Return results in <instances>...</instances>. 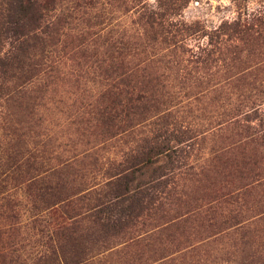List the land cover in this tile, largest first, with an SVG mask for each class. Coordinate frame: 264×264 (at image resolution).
<instances>
[{
    "label": "rangeland",
    "instance_id": "1",
    "mask_svg": "<svg viewBox=\"0 0 264 264\" xmlns=\"http://www.w3.org/2000/svg\"><path fill=\"white\" fill-rule=\"evenodd\" d=\"M58 16L0 101V264H264V0Z\"/></svg>",
    "mask_w": 264,
    "mask_h": 264
},
{
    "label": "trees",
    "instance_id": "2",
    "mask_svg": "<svg viewBox=\"0 0 264 264\" xmlns=\"http://www.w3.org/2000/svg\"><path fill=\"white\" fill-rule=\"evenodd\" d=\"M74 1L0 0V101L13 99L12 84H27L34 50L51 49L60 24L58 12ZM20 168L14 163L10 171Z\"/></svg>",
    "mask_w": 264,
    "mask_h": 264
}]
</instances>
